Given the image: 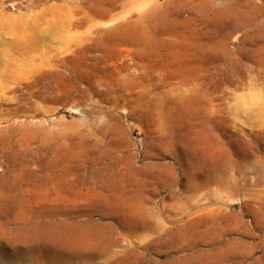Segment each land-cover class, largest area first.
Masks as SVG:
<instances>
[{
    "label": "rangeland",
    "instance_id": "374dc122",
    "mask_svg": "<svg viewBox=\"0 0 264 264\" xmlns=\"http://www.w3.org/2000/svg\"><path fill=\"white\" fill-rule=\"evenodd\" d=\"M0 264H264V0H0Z\"/></svg>",
    "mask_w": 264,
    "mask_h": 264
},
{
    "label": "bare ground",
    "instance_id": "6f19581e",
    "mask_svg": "<svg viewBox=\"0 0 264 264\" xmlns=\"http://www.w3.org/2000/svg\"><path fill=\"white\" fill-rule=\"evenodd\" d=\"M136 56H137V55H136ZM144 198H145V197H144ZM141 202H143V201H141ZM123 203H124V202H123ZM147 203H148V202H147ZM139 205H142V204H139ZM135 210L138 211L137 209H135ZM141 215H142V214H141ZM147 216H148V215H147ZM148 217H149V216H148ZM139 218H140V217H139ZM149 219H150V218H149ZM57 220H58V219H57ZM57 220H56V223H57ZM50 223H51V222H50ZM56 223H55V225H56ZM92 223H93V222H92ZM96 223H97V222H96ZM90 224H91V223H90ZM97 224H98V223H97ZM99 224L101 225V223H99ZM52 225H53V224H52ZM57 225H58V224H57ZM94 225H95V224H94ZM94 225H93V227H94ZM37 227H38V226H37ZM40 227H41V226H40ZM49 227H50V226H49ZM71 227H72V226H71ZM38 228H39V227H38ZM72 228H73V227H72ZM91 228H92V226H91ZM98 228H99V227H98ZM98 228H97V229H98ZM62 229H63V228H62ZM94 229H96V228H94ZM102 229H104V227H101V230H102ZM105 229H106V228H105ZM96 231H97V230H96ZM98 231H100V230L98 229ZM50 232H52L51 229H50ZM61 232H62V230H61ZM92 232H93V231H92ZM107 232H109V230H108ZM47 233H49V231H48ZM55 233L57 234L56 231H55ZM69 233H70V231H69ZM94 233H95V232H94ZM97 233H99V232H97ZM101 233H102V232H101ZM33 234H34V233H33ZM33 234H32V235H33ZM42 234H43V233H42ZM51 234H52V233H50V235H51ZM61 234H62V233H61ZM90 235L92 236V234H90ZM94 235H95V234H94ZM94 235H93V236H94ZM96 235H97V234H96ZM96 235H95V236H96ZM99 235H100V234H99ZM99 235H98V237H99ZM108 235H109V234H108ZM48 236H49V235H48ZM100 236H101V235H100ZM102 236H103V235H102ZM46 237H47V235H46ZM49 237H50V236H49ZM103 237H104V236H103ZM109 237H110V236H109ZM30 238H31V237H30ZM35 238H36V237H35ZM35 238H33V239H35ZM42 238H43V237H42ZM42 238H41V239H42ZM44 238H45V237H44ZM33 239H32V240H33ZM45 239L47 240V238H45ZM58 239H59V238H58ZM99 239H100V238H99ZM102 239H103V238H102ZM35 240H36V239H35ZM46 240H43V239H42L41 241H44V242H45ZM59 242H61V241H59ZM68 242H69V241H68ZM101 242H102V241H101ZM101 242H100V243H101ZM105 242H108V241H105ZM105 242H104L103 244H102V243H101V244H102V245H105ZM51 243H52V242H51ZM56 243H57V242H56ZM69 243H70V242H69ZM87 243H88V242H87ZM108 243H109V242H108ZM111 243H112V242H111ZM47 244H48V243H47ZM89 245H90V244H89ZM89 245H88V246H89ZM108 245H109V244H108ZM108 245H107V243H106V246H102L101 249H102V248L107 249V248H108ZM110 245H111V244H110ZM86 246H87V245H86ZM86 246H85V248H86ZM90 246H91V245H90ZM111 246H112V245H111ZM82 248H83V247H82ZM88 248H89V247H88ZM89 249H91V248H89ZM70 250H71V249H70ZM107 250H108V249H107ZM108 251H110V249H109ZM84 252H85V251H84ZM102 252H103V251H102ZM81 253H82V252H81ZM85 253H86V252H85ZM93 253H95V252H93ZM105 253H106V251H105ZM107 253H108V252H107ZM89 255H90V254H89ZM100 255H101V254H100ZM101 256H102V255H101ZM92 259H93V258H91V261H92ZM87 260H88V259H87ZM87 260H86V261H87ZM88 261H89V260H88ZM87 263H88V262H87Z\"/></svg>",
    "mask_w": 264,
    "mask_h": 264
}]
</instances>
